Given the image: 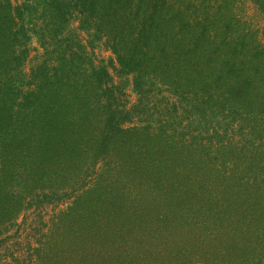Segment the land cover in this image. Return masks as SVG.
<instances>
[{
    "label": "trees",
    "instance_id": "trees-1",
    "mask_svg": "<svg viewBox=\"0 0 264 264\" xmlns=\"http://www.w3.org/2000/svg\"><path fill=\"white\" fill-rule=\"evenodd\" d=\"M240 3L0 0V264H264V42Z\"/></svg>",
    "mask_w": 264,
    "mask_h": 264
},
{
    "label": "rangeland",
    "instance_id": "rangeland-1",
    "mask_svg": "<svg viewBox=\"0 0 264 264\" xmlns=\"http://www.w3.org/2000/svg\"><path fill=\"white\" fill-rule=\"evenodd\" d=\"M11 1L12 3H16L18 0H11ZM240 4L242 6L238 9L237 12L239 13L241 10L244 11L243 16L245 18V14H246V22L248 24L247 27L254 28L252 31L257 30V28H259L257 30L258 31L257 36L261 38L262 42H264V19L262 14L248 0H241ZM29 49H30L29 58L25 65V72L29 71L30 67L33 66L40 59V56L42 54V50L39 48L38 43L34 39L30 42ZM95 55L97 59L101 61L103 60L104 64L109 69V72L111 73L114 81L116 82L119 81L120 79L116 78L117 75L113 72V66L110 62V59L112 57L111 53L106 51L102 46H98L95 48ZM128 96L130 101H133L135 99V95L130 89H128ZM30 222H31V218L28 220V223L26 225H22V228L19 230L18 236L21 239L31 238V237L35 238V235L37 234L36 229H30L31 228ZM10 234L13 235L14 232L11 231ZM14 240L15 239L12 238L11 240H9V242Z\"/></svg>",
    "mask_w": 264,
    "mask_h": 264
}]
</instances>
